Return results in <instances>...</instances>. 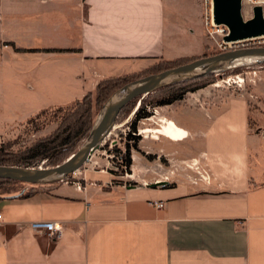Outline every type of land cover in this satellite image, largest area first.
Instances as JSON below:
<instances>
[{
  "label": "crops",
  "instance_id": "1",
  "mask_svg": "<svg viewBox=\"0 0 264 264\" xmlns=\"http://www.w3.org/2000/svg\"><path fill=\"white\" fill-rule=\"evenodd\" d=\"M204 13L205 0H0V127L71 106L103 78L204 55ZM208 93L156 109L124 179L103 160L0 199V264H264V110Z\"/></svg>",
  "mask_w": 264,
  "mask_h": 264
},
{
  "label": "trees",
  "instance_id": "2",
  "mask_svg": "<svg viewBox=\"0 0 264 264\" xmlns=\"http://www.w3.org/2000/svg\"><path fill=\"white\" fill-rule=\"evenodd\" d=\"M209 55L210 53L206 52L202 56ZM202 56L190 58L185 57L175 60H164L157 62L141 71L120 76H109L103 78L101 81H99L93 91H89L81 99L76 101L72 105V107H70V109L65 111L66 114L61 120L60 124L49 135L38 139L30 146L19 151L10 149L11 146H0V165L39 167L40 163L46 159L48 165L44 167H53L62 163L72 154H74L76 152L77 146L81 143V141L84 138L88 137L106 103L116 91L132 81H135L147 75L160 73L168 69L189 63ZM259 64L264 65V62L252 65ZM252 65H240L233 67V69L235 70ZM233 69L230 68L227 70H220L201 77L184 79L158 88L157 90L146 94L142 98L136 97L131 102H129L122 111L127 109L131 104H134L132 112H134L135 114V121L132 123V127L135 132V122L139 119L148 118L152 115V113L146 109L145 105V101L148 97H152L157 92L169 90L165 95L159 97L158 99H155L150 103L153 106L172 104L176 101L182 100L187 93L194 92L206 86L205 84H192L191 82L202 80L216 74L223 75L224 73H227ZM188 83H191L192 85H186ZM60 108L61 110H63V107ZM129 136L130 137H128V139L136 138L135 134L130 133ZM131 150V145L128 142L126 143V149L124 151L116 150L118 152L116 155L117 157L115 156L113 159V163L115 166H113V168L109 170L110 173H115V168L120 169L124 174L131 172V166L133 162ZM69 178L70 176L66 177L64 180H56L41 184L0 178V199L7 197L25 198L33 196L40 192L51 191L59 186L62 182L68 181Z\"/></svg>",
  "mask_w": 264,
  "mask_h": 264
},
{
  "label": "water",
  "instance_id": "3",
  "mask_svg": "<svg viewBox=\"0 0 264 264\" xmlns=\"http://www.w3.org/2000/svg\"><path fill=\"white\" fill-rule=\"evenodd\" d=\"M213 3L215 23L224 24L229 28V35L224 37L225 41L264 36L262 5H255L252 18L246 19L243 14V0H213ZM263 62L264 46L243 47L202 56L189 63L132 81L113 94L97 118L86 140L68 159L53 167L0 165V178L37 184L64 180L70 174L81 169L90 160L94 151L100 147L115 127L122 109L136 97L142 98L158 88L184 79L201 77L239 65H252Z\"/></svg>",
  "mask_w": 264,
  "mask_h": 264
},
{
  "label": "rangeland",
  "instance_id": "4",
  "mask_svg": "<svg viewBox=\"0 0 264 264\" xmlns=\"http://www.w3.org/2000/svg\"><path fill=\"white\" fill-rule=\"evenodd\" d=\"M243 11L246 19L252 17V11L250 10V5L248 3L246 5V2H244ZM259 41L256 42L257 46H260ZM261 46H264V41L262 42ZM220 51L221 50H219V48L217 47H211L208 53H210V55H213L215 53H219ZM262 71H264V65L259 64V65L246 66L239 69L230 70L229 72L224 73L223 75L216 74L191 83L205 84L206 86L204 87V89H207V91L209 92L208 95L211 98L219 97L223 99L229 94L243 96L250 101V106L252 110L259 111V109L264 110V96L259 97L258 95H256L257 92H255V89L259 83L260 85L264 86V74L262 73ZM236 75L244 76V80L241 81L240 86L238 84H234L233 81L227 83L224 80L227 79L228 77H234ZM191 83H188L186 85H192ZM167 91L169 90H165L163 92H157L152 97H148L147 100L145 101L146 109L152 113L150 117H152L153 115H155V117H159L155 112L159 106H153L151 105L150 102H153L155 99H158L159 97L165 95ZM188 94L189 93H187L186 95ZM70 107H72V105L63 107V110H61L60 107L48 108L39 112L36 116H33L18 125L0 127L1 129L0 146H5V147L11 146L10 149L14 151L25 149L26 147L30 146L33 142L53 132L58 127L61 120L65 116L66 114L65 111L70 109ZM133 108H134V104L133 105L131 104L127 109L121 111L122 113L120 112L117 118L116 128L113 130V133L110 135L108 134L105 141H103L100 147L94 151L93 153L94 160H91V162L87 161L84 165H88V164L91 165V163L94 162L92 164L93 167L95 166L98 168L99 164H96L97 161L105 160L106 162V160H108L110 165L108 170H110L111 168H113V166H115L113 163V159L118 153L116 150L124 151L126 149L127 142L131 145L132 154L134 152L136 153L138 152L143 156L146 155L145 138L147 135L148 137H150L151 134L148 132L145 133L143 132V130L146 129L145 126H146V122H149L148 121L149 117L137 120L135 122L136 129L134 132V129L132 127V123L135 121V114L134 112H132ZM262 112L264 113V111ZM169 132L177 133L176 128L173 125L170 126ZM130 133L135 134L136 138L128 139V137H130L129 136ZM86 138H84L81 141V143L77 146L76 151L80 148V146L83 144ZM149 157L155 158L151 154L149 155ZM162 161H166V159L162 158ZM47 165L48 162L46 159L40 163L39 167L40 166L44 167ZM101 165H102L101 168H103L104 167L103 165L106 164H101ZM113 174H115V176L117 177L116 179H124L123 177H125L126 175L118 168H115V173ZM160 174L162 173H157V174L155 173V175H160ZM73 175L74 174L69 175L70 178L68 181H73L72 178Z\"/></svg>",
  "mask_w": 264,
  "mask_h": 264
},
{
  "label": "built area",
  "instance_id": "5",
  "mask_svg": "<svg viewBox=\"0 0 264 264\" xmlns=\"http://www.w3.org/2000/svg\"><path fill=\"white\" fill-rule=\"evenodd\" d=\"M244 2H248L250 5V10L253 12V7L255 5H262L263 6V12H264V0H243ZM244 14V11H243ZM245 16V14H244ZM246 18V17H245ZM204 23L208 32V35L213 40L215 47L219 48L223 51L243 48V47H252L257 46L256 42H260V46L262 42L264 41V36L258 37V38H247L242 40H236V41H225L224 37L229 35V28L228 26L224 24H217L214 20V3L213 0H205V13H204ZM8 45H5L7 47ZM227 83L230 81H233L234 84L241 85V81L244 80V76L236 75L234 77H228L227 79H224ZM109 133L112 134L113 130ZM105 141V140H104ZM80 170V169H79ZM77 172V171H76ZM74 172L73 174H75ZM128 173H126L127 175ZM77 186L79 188H82V184L80 182H76ZM157 208H163L164 202L158 201L154 203ZM2 215L0 214V218ZM30 227L32 230L36 233L44 234L47 233L52 236L58 237L60 233L62 232V225L60 223H57L55 221H33L30 224Z\"/></svg>",
  "mask_w": 264,
  "mask_h": 264
},
{
  "label": "bare ground",
  "instance_id": "6",
  "mask_svg": "<svg viewBox=\"0 0 264 264\" xmlns=\"http://www.w3.org/2000/svg\"><path fill=\"white\" fill-rule=\"evenodd\" d=\"M247 3H248V2H246V5H247ZM248 4H249V3H248ZM243 8H244V4H243ZM252 16H253V12H252ZM251 18H252V17H251ZM248 19H250V18H248ZM138 106H139V104H138Z\"/></svg>",
  "mask_w": 264,
  "mask_h": 264
}]
</instances>
